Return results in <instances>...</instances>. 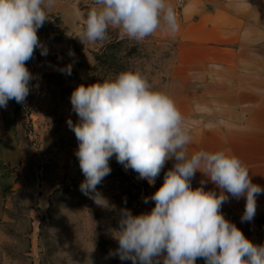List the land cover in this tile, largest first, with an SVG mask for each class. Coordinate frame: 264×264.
<instances>
[{"label": "clouds", "instance_id": "9594fccd", "mask_svg": "<svg viewBox=\"0 0 264 264\" xmlns=\"http://www.w3.org/2000/svg\"><path fill=\"white\" fill-rule=\"evenodd\" d=\"M55 0H0V108L10 100L24 103L30 93L32 73L26 67L37 48L47 55L37 32L49 20ZM177 14L169 0H93L79 33L80 40L103 42L109 28L121 38L143 41L158 29L179 31ZM65 71L71 74V65ZM78 117L68 127L78 142L75 155L85 179L80 191L101 207L108 204L97 186L111 173L109 161L140 179L155 183L169 160L173 166L163 184L150 197V212L133 215L124 208L113 238L118 255L132 264H264V244L257 245L222 213L230 197L245 198L242 222L252 221L257 196L264 187L252 182L247 166L224 150H199L191 155L193 137L188 121L174 99L152 87L138 71H122L114 80L78 85L71 93ZM200 172L196 188L192 179ZM214 190H205L206 183Z\"/></svg>", "mask_w": 264, "mask_h": 264}, {"label": "rangeland", "instance_id": "374dc122", "mask_svg": "<svg viewBox=\"0 0 264 264\" xmlns=\"http://www.w3.org/2000/svg\"><path fill=\"white\" fill-rule=\"evenodd\" d=\"M92 4L93 0H55L47 10L49 20L37 32L47 55L37 48L26 63L33 75L30 93L24 103L10 100L7 104L9 159L0 196V264H132L111 255L119 247L113 230L119 228L120 212L124 208L133 215L150 212L155 202L144 203V198L163 184L174 160L166 162L150 185L113 156L111 173L97 191L114 207L98 206L80 191L85 177L75 155L78 142L67 125L69 118L78 122L70 102L78 85L114 80L126 70L140 72L154 89L174 99L188 121L193 137L189 154L207 151V137L194 133L206 125V106L182 104L176 88L175 39L153 33L136 41L121 38L119 29L109 28L103 42L80 40ZM68 65L70 75L65 71ZM201 93L206 99L205 92L195 91ZM202 179L197 172L192 187H198ZM205 190H211L209 183ZM244 209L229 199L221 210L247 239L264 244V211L257 210L252 221L242 222ZM196 264L205 260L198 258Z\"/></svg>", "mask_w": 264, "mask_h": 264}, {"label": "crops", "instance_id": "0c3cea01", "mask_svg": "<svg viewBox=\"0 0 264 264\" xmlns=\"http://www.w3.org/2000/svg\"><path fill=\"white\" fill-rule=\"evenodd\" d=\"M169 2L179 31L160 28L154 34L175 39L174 73L182 104L206 106V125L194 133L207 137V151L236 155L252 182L264 187V0ZM5 111L0 108V196L9 159ZM230 199L245 208V198ZM257 210L264 211V194L257 196Z\"/></svg>", "mask_w": 264, "mask_h": 264}, {"label": "trees", "instance_id": "16d2710c", "mask_svg": "<svg viewBox=\"0 0 264 264\" xmlns=\"http://www.w3.org/2000/svg\"><path fill=\"white\" fill-rule=\"evenodd\" d=\"M97 58H98V57H97ZM17 108H18V105H17V106H15V110H18Z\"/></svg>", "mask_w": 264, "mask_h": 264}]
</instances>
